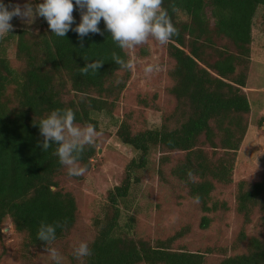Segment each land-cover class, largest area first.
<instances>
[{"label":"trees","instance_id":"1","mask_svg":"<svg viewBox=\"0 0 264 264\" xmlns=\"http://www.w3.org/2000/svg\"><path fill=\"white\" fill-rule=\"evenodd\" d=\"M73 4V30L64 37L53 34L39 17L40 32L13 30L0 40V229L9 221L21 235L23 260H29L33 251L46 252L70 237L77 219L75 197L59 187L65 166L53 154L56 145L47 151L38 146L43 142L40 120L52 110L71 108L77 124L92 123L99 131L100 116L114 117L132 76L113 62V52L128 58L113 42L103 19L98 25L102 34L81 38L74 31L86 9L76 6L75 0ZM163 7L179 31L166 44L172 62L167 75L172 81L169 94L175 100L174 109L159 128L133 133L126 121L120 122L116 134L137 157L126 165L121 183L107 191L91 220L92 255L82 260L71 257L69 264H206L205 253L173 247L185 235L184 229L149 243L134 235L133 217H124L123 207L139 182L135 173L146 167L152 148L160 153V165L169 162L172 152L185 154L171 174L191 200L200 197L196 204L202 212L226 210L224 203L212 202L211 193L217 184L231 183L235 157L247 132L250 103L244 88L252 25L264 0H163ZM11 44L19 67L7 56ZM139 53L147 55L144 48ZM95 60L103 63L97 73L82 74L81 68ZM117 80L121 81L118 85ZM141 104L148 107L145 101ZM203 147L220 151L223 157L214 159ZM94 154V147L86 146L80 165L88 169ZM158 172L161 178L162 169ZM235 212L242 219L237 241L246 242L245 252L224 257L218 264H264V174L258 182L237 184ZM256 213L263 234L247 238L245 227ZM206 215L199 224L202 230L212 221ZM58 221L66 224L56 229L54 241L45 244L37 239L41 222Z\"/></svg>","mask_w":264,"mask_h":264},{"label":"rangeland","instance_id":"2","mask_svg":"<svg viewBox=\"0 0 264 264\" xmlns=\"http://www.w3.org/2000/svg\"><path fill=\"white\" fill-rule=\"evenodd\" d=\"M43 0H7L5 5L26 3L33 6ZM13 30H26L36 34L41 31L39 16L33 23L27 24L20 17L11 20ZM222 45L230 44L221 41ZM144 48L146 56L140 55ZM232 50V49H231ZM250 63L247 72L244 92L250 103L247 115V132L236 154L232 181L228 185L217 184L211 193L212 202L224 203L226 210L218 209L206 215L193 200L188 191L171 174V170L183 159L184 153L172 152L169 162L160 165V153L152 148L148 155V163L135 175L139 182L133 185L128 198L127 207H123L124 217H133L134 235L146 242L166 240L181 229L186 231L183 238L174 243V248L187 252L205 253L206 264H218L224 257L245 252L246 242H238L242 229V219L235 212V195L237 184L241 181L252 184L260 181L264 174V8L259 7L252 25V43ZM128 59H134L136 67L131 71V79L122 92L112 118L100 116L99 131L102 133L92 145L95 154L84 175L79 178L69 176L65 167L59 177V187L70 192L76 199L77 219L70 237L55 248L63 257L62 264H69L74 256V248L81 242H91L94 231L91 220L99 207L105 202L106 193L119 185L124 177V169L131 159L137 157L130 146L123 144L117 130L121 121H126L133 133L146 129L159 128L175 106L174 98L169 94L172 81L167 72L172 62L166 55V45L154 39L138 46L134 51L125 50ZM14 44L8 47L7 56L14 67L21 63L15 59ZM146 64H157L159 70L145 75ZM145 101L148 107L142 106ZM173 125L170 124V127ZM202 141V138L200 139ZM203 149L209 156L223 157L220 151L213 152L207 147ZM162 169L160 178L159 170ZM211 218L206 230L200 229L203 216ZM246 237L260 236L263 230L260 225V214L252 216L245 227ZM21 235L13 231L9 221L0 229V264H53L47 252L33 251L29 260H23L20 247ZM76 258V257H75Z\"/></svg>","mask_w":264,"mask_h":264},{"label":"clouds","instance_id":"3","mask_svg":"<svg viewBox=\"0 0 264 264\" xmlns=\"http://www.w3.org/2000/svg\"><path fill=\"white\" fill-rule=\"evenodd\" d=\"M75 5L81 9L80 23L74 31L82 38L88 34H102L98 27L103 19L106 29L111 33L113 42L121 50L134 51L138 46L154 39L161 45L168 44L171 39L179 35L178 29L173 24L167 9L163 7V0H75ZM73 0H43L33 6L26 3L6 6L0 3V40L5 39L12 31L13 17H20L25 23L31 24L37 16L43 17L53 34L64 37L71 29L74 22ZM112 60L116 65L126 71L136 67L134 59H122L116 52L112 53ZM102 62L95 60L81 68L82 74H96ZM159 70L157 64H146L143 68L145 75ZM121 81L117 80L118 85ZM39 130L43 142L38 146L41 151H47L53 145V153L58 157L61 165L67 168L69 176H82L87 171L79 161L86 146H92L102 134L92 123L83 126L76 123L75 112L71 108L52 110L46 118L40 120ZM191 176V173H189ZM195 203L200 202V197H193ZM66 221L54 224L41 222L37 232V239L50 244L56 239V229L64 228ZM49 258L54 264H62L63 257L55 247L46 248ZM92 250L88 242L81 241L74 248L77 259L89 257Z\"/></svg>","mask_w":264,"mask_h":264}]
</instances>
